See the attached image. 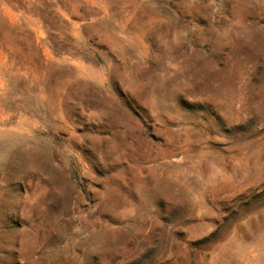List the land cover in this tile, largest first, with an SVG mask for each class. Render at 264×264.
Segmentation results:
<instances>
[{
    "label": "rangeland",
    "instance_id": "1",
    "mask_svg": "<svg viewBox=\"0 0 264 264\" xmlns=\"http://www.w3.org/2000/svg\"><path fill=\"white\" fill-rule=\"evenodd\" d=\"M0 264H264V0H0Z\"/></svg>",
    "mask_w": 264,
    "mask_h": 264
},
{
    "label": "trees",
    "instance_id": "2",
    "mask_svg": "<svg viewBox=\"0 0 264 264\" xmlns=\"http://www.w3.org/2000/svg\"><path fill=\"white\" fill-rule=\"evenodd\" d=\"M45 25H46V26H49V24H47L46 22H45ZM49 27H50V26H49Z\"/></svg>",
    "mask_w": 264,
    "mask_h": 264
}]
</instances>
